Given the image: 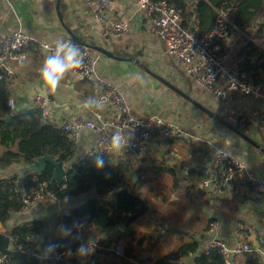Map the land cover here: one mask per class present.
Wrapping results in <instances>:
<instances>
[{"label": "crops", "instance_id": "0c3cea01", "mask_svg": "<svg viewBox=\"0 0 264 264\" xmlns=\"http://www.w3.org/2000/svg\"><path fill=\"white\" fill-rule=\"evenodd\" d=\"M193 1L187 0V3L192 5ZM105 15L107 19L127 22L129 32L120 37L104 36L103 25L93 18L92 5L85 0H0V35L21 32L43 44L63 42L73 35L81 43L75 46L77 50L90 45L91 50L102 48L121 59H130L116 60L96 51L100 55L97 72L103 80L124 93L137 118L159 119L177 125L188 136L187 139L165 140L155 131L144 154L132 153L115 163L126 166L133 175L131 184L121 188L122 192L143 200L148 211L129 225L92 227L83 240H100L107 247L121 244L122 256L107 250L97 256L105 263L115 264H155L166 255L195 242L198 249L194 254L167 263L194 264L203 245L212 237L226 240L231 245L240 241L234 230L241 223L247 235L242 241L259 250V255L264 258V194L255 195L247 181L248 176L264 178V152L257 148H264L257 122L259 105L237 93H232L228 104L222 105L195 85L178 62L166 57L163 45L152 31L148 14L134 0H115ZM263 22L264 7L256 20L245 27L232 26L231 38L235 41L232 54L236 60H241L238 53L248 44L264 52V33L257 32ZM49 56L43 49L29 48L25 51L24 61L8 62L14 71L13 78L6 81L9 99L14 101L13 110L33 109L38 96L45 100L42 110L47 112V120L56 127L77 119L96 121L97 114L105 118L111 115L110 107L98 106L88 85L69 72L55 90L44 88L41 70ZM256 58L252 57L251 61ZM254 73L259 82L264 83V67ZM188 98L241 132L251 143L210 119ZM243 113L245 118L241 125L244 128L241 129L235 120ZM100 136V133L84 131L75 144L82 153ZM217 149L234 155L242 170L236 174L227 193L216 196L202 187L200 168ZM20 167L11 166L7 169L9 173L3 176L16 175L23 180L25 177L21 179ZM89 198L64 197L42 201L11 214L5 227L0 223V233L8 234L20 223L40 221L44 232L35 238L34 246L43 250L48 248L52 237H66L58 227L59 212H72ZM112 199L111 193L98 201L105 204ZM214 221L217 227L210 231V224ZM84 253L82 262L88 255L95 254ZM243 260V255L232 258L233 264H240Z\"/></svg>", "mask_w": 264, "mask_h": 264}, {"label": "built area", "instance_id": "2783aa9c", "mask_svg": "<svg viewBox=\"0 0 264 264\" xmlns=\"http://www.w3.org/2000/svg\"><path fill=\"white\" fill-rule=\"evenodd\" d=\"M92 5L93 18L103 26V34L106 37H120L129 32L127 22L107 19L105 12L115 0H85ZM149 16L152 31L164 48L166 57L176 61L181 66L184 74L197 86L203 88L218 103L226 105L232 93L242 97L253 99L259 105L257 122L264 141V83L254 82L250 72L241 67L238 60L233 57L232 49L235 41L231 38L232 23L225 14L219 13L213 29L203 35L193 32L182 24V16L173 3L167 0H134ZM63 43V56L69 50L75 51L83 63L78 69L69 73L79 81L86 83L91 91L94 102L98 106L110 107L111 115L101 117L97 114L96 121L77 119L70 123H63L59 128L63 134L73 142H76L84 131L100 133L98 141L80 154V159L93 157L103 159L107 163L115 165L124 157L136 153L144 154L149 138L157 131L165 140L187 139L186 132L177 125L164 122L159 119L143 120L137 118L131 111L124 93L117 87L103 80L97 72V64L100 55L87 46L77 49L72 48L71 39L53 44H43L36 38L21 32L0 35V81H9L13 78L14 71L9 67L10 60L18 63L24 61L25 51L29 48L43 49L48 55H56L57 49ZM75 46V45H74ZM44 99L36 97L35 107L41 111L44 120H47V112L42 110ZM8 107L14 109V101L8 99ZM242 110L245 112L246 108ZM245 113L235 120L239 128ZM120 131L125 144L119 153L111 148L112 136ZM114 132V133H113ZM242 170L240 161L231 153L217 149L212 158L200 168L202 187L210 195H225L236 174ZM29 181L32 186L23 195V209H28L36 204L46 201L58 200L55 192L46 188V184L39 179L37 173H30ZM26 176V177H27ZM247 181L252 186L255 195L264 194V178L248 176ZM264 216V213H263ZM58 227L65 236L72 235L83 245L84 252L101 253L112 251L116 256L123 255V247L117 243L112 247L103 245L100 240L84 241V237L92 227L91 223H85L80 217L71 212L60 211L58 214ZM217 223L210 224V231L216 229ZM234 234L240 241L229 244L226 240L212 237L203 245L202 253L208 256L212 251L217 252L224 259L225 264H233L232 258L240 257L246 253L259 250L252 249L243 242L247 238L244 226L238 223ZM30 246L22 249L21 245H12L0 252V264H10V253L24 251L38 264H55L66 262L67 255L64 252H51L48 248L43 250L34 246V237L29 239ZM32 244V245H31ZM67 263V262H66Z\"/></svg>", "mask_w": 264, "mask_h": 264}, {"label": "trees", "instance_id": "16d2710c", "mask_svg": "<svg viewBox=\"0 0 264 264\" xmlns=\"http://www.w3.org/2000/svg\"><path fill=\"white\" fill-rule=\"evenodd\" d=\"M167 1L173 3L181 13L183 26L200 35L213 29L219 13L225 14L234 27L242 28L255 21L264 7V0H194L192 5H189L187 0ZM191 22L194 24L192 27L189 25ZM261 31L264 33V22L257 32ZM255 56L256 60L251 61ZM237 57L241 59L239 63L247 72H260L264 67L263 50L255 48L252 44L241 49ZM252 76L254 82L259 81L255 73ZM8 99L6 81H0V223L3 227L11 214L23 209V195L32 186L29 176L20 181L16 175L4 177L5 171L11 166L30 165L43 155H49L65 165L73 162V166L66 171L65 182L60 186L50 181L52 167L49 164H46L44 171L38 176L48 190L55 192L57 199L90 196L82 206L71 212L72 215L82 218L85 223L97 227H116L140 209L138 197L125 194L121 189L130 185L133 179L126 166L104 161L103 167H99L96 163L98 159L93 157H84L75 162V155L80 151L75 142L63 134L61 128L44 120L38 108L26 111L11 110L7 105ZM111 193V201L105 204L98 201V198ZM43 229L44 225L40 221L32 220L14 226L8 234L12 245H21L22 249H25L30 246L28 239L42 236ZM79 248V240L72 235L54 236L48 242L49 251L64 252L68 257L67 263L55 264H115L103 262L97 257L99 253L88 255L82 262L77 256ZM197 249L198 244L193 242L182 250L166 255L155 264L178 262L187 254H194ZM243 256L244 260L240 264H263V257L258 253L251 252ZM10 259V264H38L24 251L10 253ZM194 264L225 262L222 256L212 251L208 256H198Z\"/></svg>", "mask_w": 264, "mask_h": 264}, {"label": "water", "instance_id": "95a60500", "mask_svg": "<svg viewBox=\"0 0 264 264\" xmlns=\"http://www.w3.org/2000/svg\"><path fill=\"white\" fill-rule=\"evenodd\" d=\"M59 18L61 19L60 15H59ZM70 37H71L72 42L75 43L76 45L81 44L77 41V39L73 35H70ZM96 51L99 52L101 55H104L105 57H108V58H113L116 60H130V59H121V58L109 53L108 51H106L102 48H96ZM188 100L195 107H197L199 110L204 112L210 119L218 121V123L227 127V129L233 131L234 133H236L237 135H239L240 137H242L243 139H245L246 141L251 143V141L249 139H247V137H245L241 132H239L235 128L226 124L223 120H221L219 117H217V115H215L213 112L209 111L207 108L203 107L202 105L196 103L192 99L188 98ZM254 146H256V145L254 144ZM257 148L261 149V151L264 152V148H260V147H257ZM79 159H80V153H77L75 155L74 161L76 162ZM46 164H49L52 167V174H51L50 181L55 183L57 186H60L65 182L66 171L73 166V162L65 165L64 163H62L60 161H56L55 159H53L49 155H43L41 157L36 158L30 165L21 166L20 169H18L21 179H23L24 177H26L30 173L41 174L44 171ZM0 173H2V172L0 171ZM5 173H9V171L6 170ZM138 201L141 205L140 209L136 213L128 216V218L124 222L125 225L131 224L133 221H135L137 218L143 216L148 211V207H147L146 203L141 199H138ZM10 244H11V237L9 236V234L0 233V252L5 251L10 246ZM200 254H202V250L200 251ZM77 256L80 257L81 261H83V259L85 257V253L84 252H78ZM262 261L264 264V258L262 259Z\"/></svg>", "mask_w": 264, "mask_h": 264}, {"label": "clouds", "instance_id": "9594fccd", "mask_svg": "<svg viewBox=\"0 0 264 264\" xmlns=\"http://www.w3.org/2000/svg\"><path fill=\"white\" fill-rule=\"evenodd\" d=\"M63 43L57 49V54L49 56L44 63V66L41 70V79L43 81V86L46 89L55 90L61 79L65 74L71 70L78 69L83 63L82 59L77 55L75 51L69 50L63 56L60 55L61 52H64ZM75 48V46H71ZM125 138L120 131H117L112 136L111 148L115 153H119L124 147ZM99 167H103L104 160L98 159L96 161ZM79 252H84L85 249L83 245L78 249Z\"/></svg>", "mask_w": 264, "mask_h": 264}, {"label": "rangeland", "instance_id": "374dc122", "mask_svg": "<svg viewBox=\"0 0 264 264\" xmlns=\"http://www.w3.org/2000/svg\"><path fill=\"white\" fill-rule=\"evenodd\" d=\"M127 187H129V185H128ZM123 188H126V187H123ZM123 188H122V189H123Z\"/></svg>", "mask_w": 264, "mask_h": 264}]
</instances>
